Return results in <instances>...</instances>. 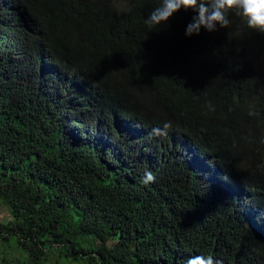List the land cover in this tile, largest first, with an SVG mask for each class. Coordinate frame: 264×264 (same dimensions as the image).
I'll list each match as a JSON object with an SVG mask.
<instances>
[{
  "label": "trees",
  "instance_id": "trees-1",
  "mask_svg": "<svg viewBox=\"0 0 264 264\" xmlns=\"http://www.w3.org/2000/svg\"><path fill=\"white\" fill-rule=\"evenodd\" d=\"M162 3L0 0L6 264H264V33Z\"/></svg>",
  "mask_w": 264,
  "mask_h": 264
},
{
  "label": "clouds",
  "instance_id": "clouds-1",
  "mask_svg": "<svg viewBox=\"0 0 264 264\" xmlns=\"http://www.w3.org/2000/svg\"><path fill=\"white\" fill-rule=\"evenodd\" d=\"M193 9L198 15L193 17V22L189 23L185 35L199 34L201 27L208 31L217 30L220 27H228L230 20L227 13L236 9L238 14L246 18L247 26L251 29L264 33V0H163L161 6L155 8L147 18L150 25H159L167 22L169 18L181 8ZM209 110L214 111V107L209 103ZM250 115L255 113L250 112ZM171 128V122H165L163 128L154 127L152 133L158 136L167 135ZM155 181V176L151 171L144 175L143 183L149 184ZM187 264H221L214 261L211 256L205 257L197 255L187 260Z\"/></svg>",
  "mask_w": 264,
  "mask_h": 264
},
{
  "label": "rangeland",
  "instance_id": "rangeland-1",
  "mask_svg": "<svg viewBox=\"0 0 264 264\" xmlns=\"http://www.w3.org/2000/svg\"><path fill=\"white\" fill-rule=\"evenodd\" d=\"M253 40V38H252ZM259 48L255 51L254 58H255V64L257 65H264V46H262L260 43H258ZM12 214L9 210V208L3 204L0 203V222H6L11 217ZM12 249L8 246L6 240H4L0 236V264H6L10 259H12Z\"/></svg>",
  "mask_w": 264,
  "mask_h": 264
}]
</instances>
